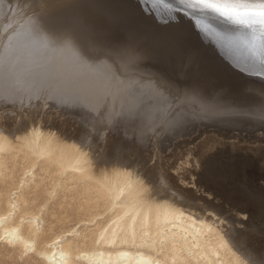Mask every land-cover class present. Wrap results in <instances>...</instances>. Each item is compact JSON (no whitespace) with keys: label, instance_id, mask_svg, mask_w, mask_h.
Segmentation results:
<instances>
[{"label":"rangeland","instance_id":"rangeland-1","mask_svg":"<svg viewBox=\"0 0 264 264\" xmlns=\"http://www.w3.org/2000/svg\"><path fill=\"white\" fill-rule=\"evenodd\" d=\"M188 11L190 15L181 12L179 16L160 19L146 16L137 0H0V116L6 117L13 133L17 131L16 124L23 125L22 128L41 124L63 129L68 137L75 135L72 139L77 141L90 139L91 143L86 145L93 148L101 165L114 162L136 165L159 190H177L201 211L211 209L225 230H234L232 235L236 234L238 241L232 244L240 254L252 264H264V74L256 61L257 50L241 40L222 36L227 30L203 23L208 21L207 11L196 12L194 16L193 10ZM95 16L97 23L92 18ZM223 22L240 27L256 24ZM159 36L164 43L156 46ZM65 41L75 47L64 46ZM121 41L123 45L130 44L133 50L120 47ZM85 46L97 55H119L114 56L115 63L107 55H99L96 68L90 69L86 64L93 61L81 62L78 55ZM176 48H180L181 54L184 51L193 56H178L179 53H174ZM113 90L120 96L115 97ZM112 98L120 102L112 107L123 121L117 124L116 132L110 126L101 128L100 118L95 116L105 107L112 110L107 106ZM74 99L80 103L75 107ZM145 129L151 132L144 134V140L134 141L139 131ZM105 131L107 136L102 138L101 132ZM154 137L158 147L147 141L150 139L153 144ZM31 165L26 159H18L12 186L3 184L0 191L2 202L15 191V185ZM34 170L42 174V182L25 189L31 199L29 207L17 211L15 222L21 225L25 215L42 214L44 231L38 247H44L60 234H71L83 223L88 239L107 229L103 207L94 205L95 202L87 204L85 195L68 181L44 206V192L54 193L62 177L59 179L55 172L43 174L38 166ZM2 202L0 211H6ZM80 207L86 213H80ZM95 218L103 221L90 220ZM29 230L23 228L26 235L32 234ZM0 264L44 263L39 255L7 243L0 234Z\"/></svg>","mask_w":264,"mask_h":264},{"label":"bare ground","instance_id":"bare-ground-1","mask_svg":"<svg viewBox=\"0 0 264 264\" xmlns=\"http://www.w3.org/2000/svg\"><path fill=\"white\" fill-rule=\"evenodd\" d=\"M91 6H93V4ZM112 6L113 4H111V7ZM174 7L176 8V11H174L171 14V16L173 15L179 16L182 13L186 15H190L188 11L190 9H187L186 7H184L181 10V6L179 5H174ZM205 11H207L208 13H206L207 17H205L206 15L204 17L208 21L207 20H206L207 22L203 21V23L205 24L207 23L208 25L215 26V27L218 26L221 28V30L222 29L227 30L225 34H222V36L224 35L225 38L229 37L232 39H238L237 41L241 40L242 42H245V44L248 45L247 47L251 46V48H255L257 50V52L255 51L256 52L255 57L257 59L256 61L257 62L259 61L258 57L260 55L262 25H260L259 23H256L253 25H249L247 27H240V26H237L236 23H234V22H237L235 18L229 19L228 17L221 16L218 13H213L210 10H205ZM241 11H245V10L241 9ZM247 11L249 12V15L247 17H244L245 20L249 18H252V19L256 18L253 15V13L258 12L259 9L253 8V9H248ZM196 12H199V10H197ZM79 17L81 16L79 15ZM92 18L94 19L95 23L98 22V21L96 22V16L95 18L94 17ZM202 18H203V15H202ZM222 20L223 21L230 20L232 21L231 24H236V25H230V24L228 25L226 22L224 23ZM198 26H200V24H198ZM135 29L138 30L139 28L136 27ZM212 29H215V28L212 27ZM183 31H186V30H183ZM228 31H231V32L229 33ZM236 32H240L239 35L241 36V38L239 35H237ZM160 34L163 35V33H160ZM220 36L221 34L219 35V37ZM139 39L140 38H138V40ZM128 40H133V38L128 39ZM161 42L163 41H162V38L160 37L157 39V42L155 41L156 46H158L157 44H161ZM123 43L120 45V47H124L125 50L130 49L129 50L130 52L132 49V46L130 44L123 45ZM176 49L177 50L174 53L177 52L179 53L178 56H180L181 54L180 48H176ZM141 50H140V53L142 54L145 53V51L141 52ZM188 51H192V50H188ZM140 53L138 55H140ZM134 54H136V52ZM181 56L189 58L193 56V54L192 53L190 54L189 52L186 53L183 51ZM255 57L253 58V60L255 59ZM250 59L252 58L250 57ZM251 61L250 63H252ZM66 73L69 74L70 72H66ZM101 73H103L102 69H101ZM109 76L111 75L109 74ZM78 80H80V78ZM78 84L76 85L78 86ZM113 85L114 84H112V86ZM112 92L116 94L115 97L119 93L116 90L115 91L113 90ZM95 94L96 93H94V95ZM86 95H88V93ZM103 97H101L100 99H102ZM90 98H93V96ZM114 99L110 101L107 104V106L110 105L109 107H112V106L115 107L120 103L118 100L117 102L116 100L114 101ZM102 101L104 100L102 99ZM78 102L79 100H76V99L72 100L73 107L80 104ZM0 103H1V100H0ZM66 107L64 106V108ZM114 107H112V110H110L111 108L109 110H106V107H105V110H102L99 113H97L98 112L97 111V112H94L93 114L95 113L98 114V115L95 114V116L100 118L99 122H101L100 123L101 128L105 126H110L116 132V130L119 129L118 123L119 122L122 123L123 121L121 119L122 118L121 114L119 115L115 112L116 110H113ZM204 108H206V106ZM92 111H94V109H92ZM75 112H77V110ZM211 113L212 112H210V114ZM222 113H225V112L222 111ZM204 114L206 115L207 113H204ZM92 115L91 117L95 118V116H92ZM205 118L207 119V117ZM80 121H81V118H80ZM189 122H191V118ZM205 123H208V122H205ZM10 125L11 124L8 123V120L6 119L5 116H0V191L2 190L3 184L12 186L13 171H14V168L17 166V162L19 158L26 159L32 165L28 168L27 171L24 172V177L21 179L20 183H17L15 185L14 187L15 191L11 192L9 194V197L7 199L5 198L6 199L5 201L2 202V200H0V202H2L6 210V211H0V234L4 235L5 241L7 243L19 245L20 247L25 248L27 251L34 252L36 255H39L41 257L44 264H252L250 260L247 259L248 257L246 258L242 254H240V252L237 250L238 248L236 249L234 244H232L234 240L238 241L234 237L236 234L234 236L232 235L234 230L232 229L233 231H231L230 229H227V227H226L227 230H225L224 229L225 226L221 222L218 221L219 220L218 218L217 220L214 217L213 215L214 211H212L211 209L201 211L199 207L193 206L188 201L184 200V197H185L184 194H182L181 192L176 193L177 190L175 192L173 190H172L173 192L171 191L168 192V190L167 191L159 190L156 183L151 182V180L148 178L149 176L146 175L147 173L145 174V172L142 171V169L137 167L136 165L129 166L125 163H115V162L111 165L107 164V166L101 165V163L99 162V156H97V154L94 153L95 151H93V148L88 147L86 145V144L91 143L90 139L89 141H77L75 138L72 139L75 135L72 138H70L68 137L66 133H64L65 131L64 132L62 131L63 129L61 130L56 127L53 128L50 125H49L50 127H47L41 124L39 125L30 124V126L26 128H22L23 125L21 126V125L16 124L17 131L13 133ZM100 127L96 128V130L94 129L92 130H94L95 132H98L100 130ZM107 132L108 131L101 132L102 138L105 135L107 136ZM147 132L148 133L151 132L150 129H145L143 131L140 130L137 135L135 134L136 137L134 138V141H138L139 139H142V138L144 140V134ZM154 132L153 134H155ZM170 132L169 134L171 135L172 132L171 133ZM179 132H182V131H179ZM162 134L164 135V133ZM169 134L167 135L168 137H169ZM154 136L156 137V134ZM165 136L163 137L165 138ZM155 137H154V140H152L154 142L153 144L150 141V139H147V138L146 139L150 145L154 147H158L159 142L157 138ZM212 139L210 141H212ZM206 141L208 143V140ZM214 142L216 141L214 140ZM207 143H206V146H207ZM211 144L212 143H210V145ZM206 146H204V148ZM208 147L209 145L207 146V148ZM203 154H204V151H203ZM36 166L39 167V169L41 170V172H43V174L44 173L51 174L52 172H55L57 176L60 175L58 176L59 179L60 177H62V179L59 180V183L56 184L54 188V193L48 194L44 192V199L46 200L44 203V206L49 205L51 200L54 199L55 196L66 186V181H68L69 184H73L76 187L79 193H82L85 195L87 204H90L91 202H95L94 205L98 207L100 206L103 207V212L106 215V219L104 220H106L108 223L107 229L97 234L96 238L91 237L88 239V237L84 235V231L82 229V226L86 225L83 223L84 225L82 224L81 226L76 227L73 230H71V234H60L54 237L53 239H51L49 242H47V244L44 247H38L37 242L39 238L42 236L43 231H44V227L41 225V222L44 221L42 214L40 213L31 214L30 213L31 215L29 216L25 215L23 217L24 222L21 225L15 222V216L16 214H19L17 213V211H21L24 208L28 209L29 207V203L31 199L29 197V192L27 191L28 188L32 185L37 186L40 184V182H42L41 181L42 174L34 170ZM195 197H197L196 194H195ZM204 198L202 197V199ZM79 209H80L79 210L80 213L82 214L86 213L82 207H80ZM86 220H89V218ZM90 220L96 221L99 223L103 221L97 218L90 219ZM24 227H28V229H30L29 231H31L32 234L26 235L23 231ZM237 236H238V233H237Z\"/></svg>","mask_w":264,"mask_h":264},{"label":"snow or ice","instance_id":"snow-or-ice-1","mask_svg":"<svg viewBox=\"0 0 264 264\" xmlns=\"http://www.w3.org/2000/svg\"><path fill=\"white\" fill-rule=\"evenodd\" d=\"M137 3L141 5V11L145 15H153L155 18L164 19L170 17L171 14L176 11L174 5L181 6V10L186 7L193 10V15L199 10L203 12L210 10L213 13H218L221 16L228 17L229 19L235 18L240 23H259L261 27V43H260V56H259V68L262 74H264V0H137ZM259 9L258 12L253 13L256 17L255 21H247L244 17L249 15L248 9ZM244 9L245 11H241ZM64 46H72L71 42H63ZM81 62L85 60L93 61L92 64L87 65L89 68H95V61L99 59V55H107L109 59H112L115 63L114 56L119 53H100L99 55L87 46L83 47L79 53ZM117 71H120V65L117 64ZM110 73V69L107 70ZM123 74V72H121Z\"/></svg>","mask_w":264,"mask_h":264}]
</instances>
